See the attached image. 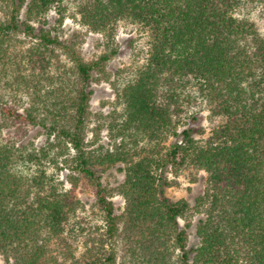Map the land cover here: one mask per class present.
Returning <instances> with one entry per match:
<instances>
[{
  "label": "trees",
  "instance_id": "trees-1",
  "mask_svg": "<svg viewBox=\"0 0 264 264\" xmlns=\"http://www.w3.org/2000/svg\"><path fill=\"white\" fill-rule=\"evenodd\" d=\"M239 3L80 0L81 23L101 34L105 46L97 60L86 62L76 43L30 24H46L50 11L61 12L63 0H0L7 13L0 20V45L18 34L38 37L57 59L56 73L38 79L55 86L42 97L33 81L35 97L25 114L1 103L0 111L13 124L41 127L58 144L72 146L74 170L94 182L106 223L104 242L92 241L81 258L68 251L64 255L69 263L54 259L53 264H264V29L255 19L236 17ZM23 9L25 20L20 19ZM120 22H130L148 36V53L136 77L117 92L121 123L111 132L114 139L122 138L120 144L97 154L85 149L92 84L118 54ZM53 47L66 54L69 66ZM198 107L221 119L205 139L202 127L196 131L199 139L192 128L178 132L185 116L198 120L192 111ZM178 133L181 141L164 157L133 160L129 145L139 138L160 142ZM119 163L126 164L125 179L116 191L126 206L117 217L111 191L94 168ZM186 166L207 175L195 207L204 218L196 223L200 245L194 249L188 247L191 206L184 199L171 202L160 185L169 183L158 175L163 168L178 173ZM40 173L30 183L15 167L11 149L0 145V256L10 264H42L49 241L61 237L78 204L72 196L76 178L74 189L60 194L45 188L44 171Z\"/></svg>",
  "mask_w": 264,
  "mask_h": 264
},
{
  "label": "rangeland",
  "instance_id": "rangeland-1",
  "mask_svg": "<svg viewBox=\"0 0 264 264\" xmlns=\"http://www.w3.org/2000/svg\"><path fill=\"white\" fill-rule=\"evenodd\" d=\"M239 6L235 12L236 17H249L255 19L264 29V0H239ZM80 0H63L62 14L53 9L45 17L46 24L31 22L37 30L44 27L51 32L52 36H58L64 42H74L77 49L86 62L95 61L104 53V39L101 34L93 33L81 23L79 14ZM25 9V8H24ZM20 14V19H26L25 10ZM7 13L0 4V20H4ZM60 24V20H62ZM36 33H39L38 31ZM148 36L140 32L130 22H120L117 28L116 46L118 54L106 65L105 72L97 74L99 82L92 84L93 96L90 104L89 122L86 126V151L100 153L106 149L114 150V145L121 142V137L114 139L113 133L116 126L121 123V106L117 103V92L128 82L136 77V72L141 68L147 58ZM38 37H28L25 34H18L10 41L0 45V103L15 107L19 113L25 114L33 101L34 88L32 82H38L39 78H45L48 74L56 73V58L40 47ZM51 49L52 46L48 45ZM53 50L63 65L70 64L66 54L59 48ZM44 58L45 62L41 59ZM48 63H47V62ZM22 77H25L22 81ZM39 83V88L44 92L55 86L48 81ZM49 100H52L49 98ZM198 120L193 122L185 116V124L179 127L178 132L184 128L195 130V137L199 128H203L207 138L211 130L220 122V118L210 116L207 109L195 108ZM190 111V114H192ZM12 119H6L0 111V145L7 146L12 151V159L15 167L22 173L30 183L34 176H39L44 171V185L48 191L57 190L58 193H66L74 189L72 179H77L72 196L75 198V213H70L67 222L64 224V232L61 237H54L48 243V253L43 257L42 264H53L56 259L58 263H64V253L69 251L74 257L81 258L92 241L99 244L106 239V223L103 212L97 205L96 189L94 182L88 180L74 170L76 151L70 144H58L54 137H48L46 131L41 127L23 126L13 124ZM170 135L166 140L151 141L144 136L137 140L136 144L129 145L130 154L133 160L137 161L146 156L164 157L170 146L181 141L182 136ZM144 138V139H143ZM33 158V159H32ZM74 160V161H73ZM125 163L114 166H96V176L100 177L103 187L111 191L109 200L114 205V213L120 217L125 210V199L119 195L116 189L125 179ZM166 178L168 186L161 184L165 190V196L171 202L186 200L191 210L189 220L192 227L188 229V247L194 249L200 245V238L196 233V223L204 215L197 213V199L203 195L207 186V175L205 171H198L192 167H183L178 173L167 167L160 170L158 175ZM163 185V186H162ZM36 191L38 188L33 187ZM47 191V190H46ZM181 227L185 221L179 220ZM119 229L122 224L118 225ZM118 241V239H117ZM116 242V241H115ZM120 245V243L118 242ZM69 263V260L66 261ZM118 263H122L119 257ZM124 263V262H123ZM0 264H10L6 258L0 256Z\"/></svg>",
  "mask_w": 264,
  "mask_h": 264
}]
</instances>
